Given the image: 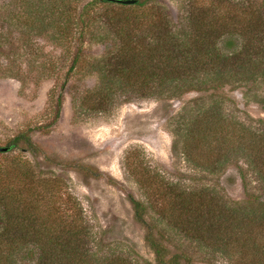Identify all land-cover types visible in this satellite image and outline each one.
I'll return each instance as SVG.
<instances>
[{
	"label": "trees",
	"instance_id": "obj_1",
	"mask_svg": "<svg viewBox=\"0 0 264 264\" xmlns=\"http://www.w3.org/2000/svg\"><path fill=\"white\" fill-rule=\"evenodd\" d=\"M72 1L14 0L9 17L26 32L41 35L46 26L50 28L53 42L68 50L69 72L86 61L97 74L95 87L72 103L74 113H105L132 95H161L160 90L167 98L190 92L213 96L224 84L264 82V3L257 0H189L178 21L155 0L131 5L90 0L79 10ZM98 5L103 8L100 15L93 12ZM95 14L106 24L103 35H111L114 43L103 56L88 61L84 38ZM2 45L0 35V53ZM62 90L55 99L54 119L59 116ZM219 102L202 107L187 126L182 152L188 155L190 144L203 146L205 155L213 158L200 156L199 164L215 171L228 160L225 148L240 149L245 160V168H239L243 187L248 186L249 168L264 189V132L222 121ZM256 102L264 112V95ZM19 146L37 151L26 131L14 135L8 149L0 151V264H136L124 251L101 249L78 199L59 178L37 176L26 157L10 153ZM129 171L136 173L137 166ZM163 185L170 207L151 195L145 204L129 197L155 264H192L186 252H171L159 220L226 264H264V199L248 194L242 202L229 201L214 189L177 191L170 181ZM153 204L167 215L148 222L145 215Z\"/></svg>",
	"mask_w": 264,
	"mask_h": 264
},
{
	"label": "rangeland",
	"instance_id": "obj_2",
	"mask_svg": "<svg viewBox=\"0 0 264 264\" xmlns=\"http://www.w3.org/2000/svg\"><path fill=\"white\" fill-rule=\"evenodd\" d=\"M13 1L0 0V146H8L21 131L29 134L37 151L26 152L19 146L12 147L10 153L26 157L37 176L57 177L63 182L78 199L101 249L124 251L136 264H155L144 241V227L134 218L129 197L145 204L147 195H151L170 207L164 181L174 184L177 191L214 189L229 201L242 202L248 194L264 199L261 181L249 168L248 186L243 187L239 168H245V160L240 149L225 148L228 160L215 171L199 164L200 156L213 158L205 155L203 146L190 144L189 154L182 152L187 126L194 123L202 107L214 102L220 101L222 121L264 132V112L256 102L264 95V82L249 81L247 86L224 84L213 96L209 92H190L180 98H167L160 90L157 93L161 95H132L105 113H74L72 103L84 90L95 87L97 74L86 61L69 72L68 50L53 42V32L47 26L40 35L13 25L9 17ZM88 1L73 0L72 5L79 10ZM155 1L166 7L173 21H178L189 0ZM93 12L100 15L103 8L95 6ZM99 15L95 14L94 22L87 28L97 38L89 32L84 38L88 61L103 56L114 43L111 35H103L106 24ZM61 88L62 104L54 119L55 99ZM135 166L138 171L131 173L129 167ZM153 205L147 208L148 222L167 215L161 213L159 204ZM158 223L166 230V245L171 252H186L192 256V264H226L216 253L199 251L195 242L178 230H169L165 221Z\"/></svg>",
	"mask_w": 264,
	"mask_h": 264
},
{
	"label": "water",
	"instance_id": "obj_3",
	"mask_svg": "<svg viewBox=\"0 0 264 264\" xmlns=\"http://www.w3.org/2000/svg\"><path fill=\"white\" fill-rule=\"evenodd\" d=\"M107 2H115V3H119V4H125V5H131L134 4L136 0H104ZM8 149L7 146H0V151L4 152Z\"/></svg>",
	"mask_w": 264,
	"mask_h": 264
}]
</instances>
